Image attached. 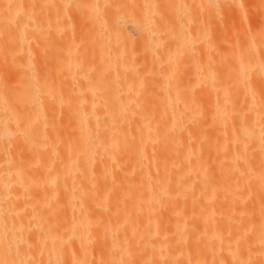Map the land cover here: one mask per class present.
<instances>
[{"label": "bare ground", "instance_id": "bare-ground-1", "mask_svg": "<svg viewBox=\"0 0 264 264\" xmlns=\"http://www.w3.org/2000/svg\"><path fill=\"white\" fill-rule=\"evenodd\" d=\"M37 1H39L40 5V2L42 3L44 0H0V66L2 61H5L6 69L13 73L15 72V77L17 76V79H15V81H17L15 82L16 87L9 84L10 81L8 80V85L13 88L5 90L3 87L5 79L3 81V77L0 74V264H264V90L263 92L261 91L262 88L264 89V25L261 27L259 26L258 28L254 27L251 30H242L244 34H240L242 36L241 43L240 41L239 43L235 42L236 35L234 36L235 39H232V41L234 40L232 44V41L229 42L228 39L222 41L229 44L230 47L228 48H221L220 45H218L217 40L214 42L216 38L214 39V36H212L211 43L213 49H209V52L210 50H214L212 52L213 54L216 53V56L214 54V59L212 57L209 59L210 61L212 59L211 62L213 63L209 61L210 63L206 62V65H204V68L206 69L207 65L209 67L211 65L210 69L207 70H210V81L208 80V82H210L209 86L211 88V92L209 91L210 95L212 93V99L208 102L209 105L204 106L205 104L202 105V103L199 105L200 103L196 104L197 102L195 101V105L192 103L193 106H187L186 104L189 101L187 97L188 101L185 102V105L182 102L184 100L181 101L183 107L179 106V104H177L178 106H175L172 103L169 105L168 102L169 99H171V95H169L168 104L162 102L163 106H158V103H155L158 107L155 106L154 108V106H152L153 108H149V103L146 107L145 105H140V100H138L140 106L138 105L137 100L134 101L135 99L133 97L137 95L134 94L135 91L131 94H129V92V97L126 93V97L128 100L134 99L133 101L136 102V104L132 100H129V102H132L133 104H129L124 100L125 103H118V97L116 99L118 102L114 101L116 104H113V98L111 97L114 95L117 96L118 93L110 92L111 94H114L110 97L111 102H109V106L103 105L104 102H102L104 107L102 105L98 107L95 106V103H92L93 101H89V103H92L93 105L89 104L88 106H85V103H83L84 106H79L80 103L73 105V100L76 99V97L73 99V96L69 100L72 103V105H70L71 107H68L69 105L66 106L70 103L68 101V103L66 102V105L58 108V106L54 107L42 103V100L45 102L47 97H44V92L42 94L41 89L38 91L42 94L41 97L45 99L39 100L40 94L37 93V88L39 86L42 87V91L45 86L42 84L39 85L41 82L37 80L38 74L40 73H38V67L40 66H37V48L39 40L43 35L42 33L49 30L47 29L49 26L46 29L41 28L42 31L38 28V26L40 27V25H43L45 22V26L43 25L44 27L48 24L45 18L46 16L43 17L44 15H42L43 12L41 10L45 9L46 11L48 7L44 8V5L49 2H44L43 8H40V10L37 8L39 7L37 6ZM65 1L68 2V0ZM74 1L70 3L75 4L76 2L78 5L83 0H77L78 3L77 1ZM112 1L113 0H111V2ZM116 1L119 2V0ZM145 1L148 3L150 2L149 4L151 5L154 4L152 2H155L156 0ZM187 1L188 0L185 2L187 3ZM197 1L200 2V0ZM53 2H55V0H53L52 3ZM103 2L101 1V3ZM202 2L207 6L202 4L204 9L200 10L201 13L199 14L204 13L206 8L209 7L208 9H210L211 16L206 15L207 12L203 14V16L206 15L205 18L208 16V21H210L211 17L212 21L215 22L216 20H229L228 18L232 15V10H234L235 15L238 16L237 20L241 23H245L252 14H250L247 8L246 0H202ZM157 3L158 2H156V4ZM54 4L58 5L59 3L55 2ZM76 4L75 9H81L82 5V7L85 6V3H80V6L78 5V7H76ZM88 4L89 2L86 3L89 8L93 3ZM55 5H51V8H55ZM144 5L146 4H143V9ZM157 5L156 9L155 6H150L153 8L152 10H156V12L154 10L156 13L155 15H159V12H161L159 11L157 14ZM202 5H200L201 8H203ZM65 6L67 7V5ZM87 6H85V8ZM106 6L108 7V5ZM197 6L198 5H195V7ZM258 6L262 8L261 10H263L264 13V0H260ZM128 7L130 6L127 5V8ZM147 7L150 8L149 6ZM147 7L145 6V10H149L146 9ZM182 7L188 8L185 6ZM101 8L102 7L98 9ZM110 8L112 9L113 6ZM253 8L255 10V7ZM37 9H39L41 13H37L40 12L37 11ZM196 9L199 10L200 7H197ZM196 9L194 8V10ZM257 9L258 8H256V10ZM85 10L81 9L80 11L83 18L85 16H83V14L86 12L83 13L82 11ZM101 10H99V12ZM145 10L139 11L143 12ZM187 10L184 9V11ZM121 11L124 10L121 9ZM181 11L183 10H180V12ZM48 12L49 11L47 10V13ZM136 12L141 18H138V15L136 14L134 15H136L137 19L135 17L133 18L135 19V22H138L137 25H140L139 28L141 33H143V36L146 37L147 40L151 39L154 41L152 44H155V41L159 38L157 33H159V30L162 28L160 25L161 20L156 19L157 17L153 19L154 17L151 16L153 13L148 11L151 13H149V16L153 20L148 18V21H146L148 13L145 14L146 16H143L144 13L140 14V12ZM39 14L40 16L42 15L41 18L43 17V19H39L42 23L38 20L40 17H38ZM48 14H50V12ZM99 14H101V12ZM186 14L188 15V13ZM186 14L184 16H187ZM255 14L257 15L258 13L255 12L254 15ZM78 15L77 18L79 19ZM197 15L198 13H196L195 16ZM174 16L175 18H179L180 15L177 17L174 14ZM174 16L172 17L174 18ZM48 17L50 16L48 15ZM187 17L185 18L187 19ZM69 18L71 19V16ZM99 18L101 19L99 24L103 23V25L101 24L102 27L104 26L105 29L108 30L107 24L104 23L105 21L102 22L103 19L101 17H98L97 20H99ZM173 18H171L170 22H174L172 21ZM197 18L198 16L196 17V20ZM167 19L169 18H166V20ZM191 19H193V17H191ZM50 20H52L51 17L48 20L49 25L56 27L53 26L55 25L53 21V24L51 25ZM94 20L96 27L98 21L96 19ZM154 20H159L158 22L161 27L159 30V26H155L158 22ZM174 20L176 22V19ZM178 20L180 19H177V21ZM233 20L230 21L233 22ZM222 21H220V23ZM262 21L263 18L261 22ZM115 22L117 23V21ZM71 23L73 24L74 22L71 21ZM262 23L264 24V21ZM72 24H70L71 28L74 27ZM182 24L180 22V27L184 26ZM192 24L194 23L192 22ZM224 24L223 26L228 25V23H226L227 25ZM249 25L248 22L246 27L251 28V25ZM65 26L67 25L65 24ZM65 26L62 28H65ZM231 26L232 27H228L231 32L230 35L233 33L235 34V31H237L235 30L237 28H235L234 23H232ZM86 27L89 26L87 25ZM86 27L83 30L85 32V29H87ZM99 27L101 26L99 25ZM104 27L100 29L104 30ZM169 28L171 29V27ZM175 28L177 29V27H174L173 29L175 30ZM210 28L213 29V27ZM224 28V32L228 30V28ZM179 29L181 30V28ZM38 30L41 35L38 34ZM62 30L64 29H61V31ZM92 30H94V33H98L97 30ZM205 30L203 33L202 31L199 32L202 34L201 36L200 34L198 35L201 37L202 42L207 41V45L206 43L203 44L208 47L210 45L208 39L203 38L207 33ZM185 31H180V33H184V35H182L186 38L183 39H185L186 42H189L191 46H194L191 43H194L193 41L196 40L198 41L196 38L200 39V37H197L196 34V38H194L192 34L191 36L194 39L192 38L193 41H191V37L189 38V36L192 32ZM239 31L238 33L242 32L241 30ZM85 32L84 34H87ZM105 32H102V34H105ZM109 33L107 31V38ZM126 33L124 32V34H122L125 35ZM187 33L190 34L188 35ZM49 34L47 36H50ZM73 34L76 36L74 32ZM84 34L81 33L79 36H83L85 39L87 36ZM174 34L176 33L174 32ZM226 34L224 36H226ZM89 35L91 34L89 33ZM182 35L179 36L180 39H182ZM38 36L40 38H38ZM53 36L55 39L56 36L54 34ZM93 36H90V41L92 38V40L96 39V37ZM208 36H210V34ZM71 37L73 44V40L76 37ZM80 37L78 38L81 39ZM110 37L112 40L111 35ZM223 37H220V39ZM67 38L70 37L67 36ZM187 38L188 40L190 39V41H188ZM226 38L231 40L232 37H228L227 35ZM237 38L239 37L237 36ZM54 39H51V44ZM70 39L66 41L70 43ZM87 39L88 38H86V41H88ZM159 39L158 43L160 45L164 40H162L163 38ZM96 41L98 42V40ZM219 41L221 43V40ZM83 42L84 41H82L83 45L86 44ZM111 42H114V45L116 43L115 41ZM74 43L76 46L77 40ZM118 43L120 42L118 41ZM149 43L151 44V42ZM183 43V46H187L188 44H185L184 41ZM123 44H125V42ZM150 44H148L150 46H148L149 49L152 46ZM177 44H179V41L175 45ZM47 45L50 47L49 43ZM47 45H45V47H47ZM180 45H178V47ZM205 45L204 47L206 48ZM55 46L54 50L56 48L60 49V47L55 48ZM86 46L87 45H85V47ZM162 46L163 44L160 45V48H162ZM200 46L203 48L202 45H199V48ZM51 47L53 48L52 45ZM77 48L80 50L79 46H77ZM165 48L166 50L168 49L167 47ZM165 48L163 46V50L161 49L163 55L160 52L163 58L159 54L160 50L156 52L159 55L158 58L161 57V60L164 59L165 61H160L166 63L168 59L167 56H169V54L170 57L173 55V58H170L167 62L169 64H175L176 61L174 60V57H176L175 53L178 52L173 54L171 53L173 50L168 49L169 51L165 53H170L166 55L164 53V51H166L164 50ZM183 48L184 47H182L181 54L182 51L185 50ZM76 49L74 51H76ZM99 49H101V47H99ZM109 49L111 50V48ZM68 50L70 51L71 49L67 48L66 51L63 52L65 53ZM91 50L90 47V51ZM101 50H98V54ZM107 50L108 48L106 51ZM115 50L117 51L118 49ZM205 50L208 51L207 49ZM86 51L89 50L87 49ZM86 51L84 49V52ZM119 51L120 50L117 52ZM131 51L133 52V50ZM150 51L154 50L150 49ZM186 51L189 56L188 50ZM192 51L193 47L191 53ZM45 53L49 55L48 50ZM69 54H72V56H69L74 58L73 53ZM107 54L109 55L110 52ZM112 54L114 53L112 52ZM153 54L151 52L149 55L152 56ZM41 55H43V53ZM47 55L46 58L48 57ZM58 55L63 59L65 57H63L61 52ZM64 55L68 54L65 53ZM124 55L125 54H123L121 58H124ZM130 55L133 58V55ZM130 55L128 56L131 58ZM69 56L67 59L70 62L72 58L69 59ZM151 56H149V60L150 62H153L151 61ZM91 57L92 55L90 58ZM93 57L95 56L93 55ZM185 57L187 58L186 55ZM52 58L54 60V57ZM85 58L86 56L83 58V61ZM98 58L100 59V57ZM67 59L65 57V62H62L64 64L68 63L66 66L69 64L71 65V63L66 61ZM105 59L103 57L102 60H105L108 64V60L111 58L105 57ZM131 59L128 61L125 56V60H123L130 62ZM206 60L208 61V59ZM73 61L72 65H76L73 66L75 70H78V67L86 66L82 59H73ZM99 61H96V63H99ZM90 62V67L91 65H96L95 63L91 64ZM121 63L122 67L127 65V63H124L123 66V62H120V64ZM89 64L86 67H89ZM189 64L187 63L188 68ZM109 65L110 63L108 66ZM177 65L179 67V64ZM144 66L145 65H143V67ZM116 67L118 68V66ZM168 67L170 66L168 65ZM171 67L167 70L172 71L173 67ZM222 67H224V69ZM0 68H2V66ZM73 68L69 70L73 72ZM149 68L151 69L150 66ZM180 68H182V66ZM2 69H0V72L5 71L6 74V70ZM82 69L80 68V70ZM86 69L88 71L89 68ZM161 69L162 68H160V71L158 69L160 73L157 72L160 76L161 72H163ZM61 70L63 71L62 68ZM203 70L205 71V69ZM79 71L78 73L81 74ZM107 71H110V69ZM196 71V73H198V70ZM169 72L170 71H167V73ZM67 73L65 72L66 76ZM199 73H201V71H199ZM204 73H201L203 74V77L199 78L202 79L201 81H203V79L205 81L207 80L205 78H208L207 74ZM91 74H94L93 71ZM82 75L84 77V71ZM92 75L89 74V76ZM193 75H195V73ZM120 76L121 75L118 76V80ZM168 76L166 78H170V76ZM196 76L199 77V74ZM81 77L82 76L79 75V78ZM104 77L108 78L109 76L107 75L106 77L105 74ZM75 78L73 80H75ZM84 78L86 79L85 81H87V78ZM96 79L98 80V78ZM101 79L99 84H103V87L106 88L107 85H105ZM199 79L196 80L194 78V81H200ZM78 81L79 82H76V86L78 85L77 83L81 82L80 80ZM131 81L133 83V80ZM37 82L39 84H37ZM135 83L133 84L134 86H136ZM155 83L157 84V82ZM258 83L262 85H257ZM128 84L121 89H126L127 86L126 90L128 91V86H130V84ZM60 85L59 87H61ZM81 86H78L79 88H76V90L79 91V89L83 87ZM86 87L93 88L91 86ZM65 88L67 91V86ZM210 88H208V90ZM45 90L48 91L46 87L44 91ZM52 90H54V93ZM52 90V93L55 94L56 89H53L52 87ZM70 90H72V88ZM91 90L93 92L94 89H90V91ZM132 90L136 89L134 88ZM140 90L141 89L137 91L139 92ZM69 91L68 93L71 94V91ZM150 92L153 94L152 91ZM203 93L208 92L203 91L200 94L203 95ZM57 94H59V92ZM133 94L134 96L130 98ZM210 95H208V98ZM68 96L70 95H67V97ZM156 96L154 99H156ZM67 97L65 98L67 99ZM126 97H120V99H125ZM79 98L81 100L80 95ZM82 98H84V96ZM194 98L198 99L195 96ZM150 99L153 98L151 97ZM175 99L176 98L173 100ZM53 100L54 99L52 98V103ZM55 100L58 102V99ZM173 100H171V102ZM63 101L60 103L63 104ZM145 101L147 102V100ZM76 102L77 100H75V103ZM84 102H86V100ZM60 103H56V105H61ZM105 104H107V102Z\"/></svg>", "mask_w": 264, "mask_h": 264}, {"label": "rangeland", "instance_id": "rangeland-1", "mask_svg": "<svg viewBox=\"0 0 264 264\" xmlns=\"http://www.w3.org/2000/svg\"><path fill=\"white\" fill-rule=\"evenodd\" d=\"M40 1H42V0H40ZM53 1V0H52ZM52 1H49V0H44L42 3L40 2V5H39V1H37L38 3V5L37 6H39V7H37V8H43V5H44V2L45 3H47V2H49V3H47V4H45L44 5V8H47L46 9V11H45V9L43 10H41L42 12H43V14L42 15H44L43 17H45L46 18V20H47V23L48 24H46V27H44L45 25V23H43V25H40V27L38 26V28H47L48 26V28L47 29H49L48 31L46 30L45 32H43L42 34V36H41V38L38 36V38H40V40H39V45L41 46H39L38 45V48H37V50H38V55L36 54V56H37V66H40V67H38V79L37 80H39V82H41L40 84L37 82V84H39V85H45L44 87H43V91H42V87L41 86H39L38 88H37V93H39L40 94V97L42 96V94H43V92H44V97L46 96L47 97V99H46V101L44 102V100H42V99H45V98H40L39 97V100H42V103H44V104H47V105H50V106H54V107H57L58 106V108H60V107H62V106H64V105H66V102L68 103V101L70 100V98L71 97H73V99H75V97H76V99L75 100H77V102L75 103V100H73V105H75V104H77V103H80L79 104V106H81V105H83V103H85L84 105L85 106H88L89 104L90 105H93L92 103H95V106H98V107H100V105H102L103 103L102 102H104V104L103 105H110V103L109 102H111L110 100H111V98H113V99H115V100H113L112 99V102H113V104H116V103H114V101L116 102L117 100V97H118V103H125L124 101H126L127 103H132V102H129V100H128V98L126 97V93H127V96L129 97V94H131L132 92L134 93L135 91V93L134 94H137V95H135V97L137 98H135V97H133L134 96V94L132 95V96H130V98L131 97H133L134 99H131L132 101L134 100V101H136L137 100V103H138V100H140L139 101V103H140V105H145L146 107H147V105H148V103H149V105L148 106H150L149 108H151L152 106H154V108H155V106L156 107H158V106H163V103H166V104H168L169 103V105H170V103H172L173 105H177V104H179V106H181V107H183V104L181 105V101L182 100H184V101H182L183 103H184V105H185V102L186 101H188L187 100V98L189 99V101L187 102V106H193V104L195 105V101L197 102L196 104H199V105H201V103H202V105H204V106H206V105H209V100L211 101V95H212V93H211V95H210V93H209V91L211 92V88H210V86H209V83L210 82H208V80L210 81V79H209V71H207L208 69H210V67H211V65H210V67L207 65V69L206 68H204V65H206L205 63L206 62H208V63H210L211 61H212V59H211V61L209 60L210 59V57H212L213 59H214V57L216 56V53H214L215 54V56H214V54H213V52L212 51H214V50H210V52H209V49H213V46H212V43H211V41H212V39L211 38H213L212 36H214V42L217 40L218 41V45H220V47L221 48H228V47H230L229 46V44L228 43H226V42H222V41H226V39H228L229 40V42L230 41H232V39H235V35H236V41L235 42H238L239 43V41H240V43H241V40H242V34H244L243 33V31H246V30H251V29H253L254 27L255 28H258L259 26L261 27L262 25H264L262 22L264 21V13H263V10H261L262 8H260L259 6H258V3H259V1L260 0H246V2H247V8H248V10H249V12H250V14H251V17L249 16V18L247 19L248 21H245V23H241V22H239L238 20H237V15H235V11L234 10H232V9H230V10H232V15H230V17L228 18L229 20H224V21H222V20H216V22L215 21H212V17H211V19H210V21H208V16H211V12L209 11L210 9H208V8H206V10L204 11V13H202V14H199V13H201V11L200 10H202V9H204V7H203V5L205 4V3H203L202 2V0H200V2L199 1H197V0H194V2H193V0L192 1H189V3L191 4H189L188 3V1H187V3L185 2L186 0H149V1H155V2H152V3H154V4H151V5H153V6H155V9H156V5L158 6L157 7V14H158V12L159 11H161V12H159V15H155L156 13V10H155V12H154V10H152L153 8L152 7H150L151 5L147 2V1H145V3H144V1L142 2L141 0H119V2L118 1H116V0H113L112 2H111V0H104V2H103V0H93V1H91V0H88V2H89V4H91V3H93V4H91L90 6H89V8H88V6L86 5V3H88L87 2V0H81L82 2H80L81 4H84L85 6H87L86 8H85V6L84 7H82L81 6V9L82 10H85V11H82L83 13L84 12H88L87 14L86 13H84L83 14V16H84V18L82 17V13L80 12L81 11V9L80 8H76L75 9V4H76V2L75 1H77V0H68V2L67 1H65V0H63V1H60V0H55V2L57 3H59L57 6L54 4L55 2H53L52 3ZM60 1V2H59ZM72 1H74L75 2V4L73 5V4H71L72 3ZM80 1V0H79ZM97 1V2H96ZM101 1L103 2V3H101ZM123 2V4H122V2ZM135 1V2H134ZM71 2V3H70ZM91 2V3H90ZM113 2H115V3H113ZM121 2V3H120ZM125 2H127V3H125ZM148 4H147V3ZM156 2H158L157 4H156ZM175 2V3H174ZM179 3V5H178V3ZM192 2V3H191ZM196 2V3H195ZM77 3H78V1H77ZM79 3V4H80ZM95 3V4H94ZM113 3V4H112ZM118 3V4H117ZM131 3V4H130ZM139 3V4H138ZM146 4V5H144V9L142 8L143 7V4ZM194 3V4H193ZM202 5V7L203 8H201V6L199 5ZM50 4V5H49ZM55 5V8H51L52 6H54ZM67 5V7L65 6V5ZM78 4V5H79ZM88 4V5H89ZM98 5V7H97V5ZM108 5V7L106 6V5ZM111 4H112V6H113V8H115V9H111L110 7H112L111 6ZM137 4H138V6H137ZM175 4V5H174ZM182 4V5H181ZM193 4V5H192ZM52 5V6H51ZM68 5H70V6H68ZM74 7H73V6ZM77 5V4H76ZM78 5L76 6V7H78ZM94 5H95V7H94ZM103 5V6H102ZM122 5V6H121ZM127 5L128 6H130V7H128L127 8ZM136 5V6H135ZM172 5V6H171ZM176 7H174V6ZM177 5V6H176ZM187 5V6H186ZM195 5H198L197 7L199 8L200 7V9L199 10H197L196 8L197 7H195ZM41 6V7H40ZM46 6V7H45ZM61 6H63V7H61ZM65 6V7H64ZM72 6V7H71ZM80 6V5H79ZM105 6V7H104ZM110 6V7H109ZM124 6V7H123ZM145 6L147 7V6H149L150 8H146V9H149V10H145ZM179 6V7H178ZM182 6H185V7H188V8H184V7H182ZM204 6H207L206 4L204 5ZM100 7H102L101 9H98V8H100ZM161 7V8H160ZM196 9V10H194V8ZM253 7H255V10H256V8H258L256 11L254 10V8ZM67 8V9H66ZM71 10H69V9ZM93 10H92V9ZM96 8V9H95ZM117 8V9H116ZM138 8V9H137ZM179 8V9H178ZM39 9H37V11H40ZM58 9V10H57ZM61 11H60V10ZM73 9V10H72ZM78 9V10H77ZM90 11H89V10ZM121 9L122 10H124V11H121ZM184 9L185 10H187V11H184ZM47 10L50 12V14H48L47 13ZM56 10V11H55ZM97 10V11H96ZM99 10H101L100 12H101V14H99L100 12H99ZM130 12H129V11ZM133 10V11H132ZM139 10H145V11H143V12H140ZM152 10V11H151ZM180 10H183V11H181L180 12ZM41 11L40 12H37V13H41ZM59 11V12H58ZM77 11H79V12H77ZM95 13H94V12ZM104 11V12H103ZM130 13H128V12ZM136 11H138V13L140 12V14H143V16H146L145 14L146 13H148V17H147V19L146 18H144V19H146V21H148V18H151L150 16H149V13L151 12V13H153V15H151L152 17H154L153 19H155L156 17V19H160L161 20V23H160V25L162 26V28L160 27V25H159V20H154V21H156V22H158L156 25L155 24H153V25H155L156 27H158L159 26V28H158V30L160 29L161 31H162V29H163V27H164V29H163V31H162V33H161V31L159 30V33H157V35H158V37L159 38H163L162 40H164V42L162 43H160V45H162L163 44V46H164V48L165 47H167L169 50H173V51H171V53H175V52H178V53H175L176 54V57H174L175 59V61H176V63L174 64H172L170 61V63L171 64H169L167 61L168 60H170V58H173L172 56L170 57V52H168L167 54L165 53V52H167V51H169L168 49L166 50V48L164 49V50H166V51H164V53L166 54V55H168L169 54V56H167L168 57V59H167V61H166V63H163V62H161V61H165L164 59H162L161 60V57H162V53L163 52H161L162 50H163V46H162V48H160V45H159V41H158V39L159 38H157V40L155 41V44H152V43H154V41H152L151 39L150 40H147L146 39V37H144L143 36V33H141V31H140V25L138 24L137 25V23L138 22H135L134 20V18L133 17H135L136 19H137V17H136V15H138L137 14V12ZM147 11V12H146ZM148 11H150V12H148ZM189 11H190V14H192V15H190L189 14ZM198 11H200V12H198ZM202 11V12H203ZM258 11V12H257ZM262 12V13H260V12ZM65 12V13H64ZM71 12V13H70ZM106 12V13H105ZM124 12V13H123ZM131 12H132V14H131ZM167 12H168V17H167ZM171 12V13H170ZM173 12V13H172ZM183 12H185V13H183ZM207 12V13H206ZM210 12V13H209ZM234 12V13H233ZM258 13L257 15L255 14L254 15V13ZM52 13V14H51ZM61 13V14H60ZM64 13V14H63ZM78 13H79V15H78ZM92 13V14H91ZM94 13V14H93ZM118 15H117V14ZM127 13V14H126ZM150 13V14H151ZM161 13V14H160ZM165 14V15H163V14ZM178 13H180V14H178ZM186 13H188V15L186 14ZM196 13H198V18H197V20H196V17L197 16H195L196 15ZM206 13V15H208L206 18H205V16L206 15H204L203 16V14H205ZM209 13V14H208ZM72 14V15H71ZM76 14V15H75ZM96 14H97V16L98 17H101L103 20H102V22H104V23H106L107 24V28H108V30H106L105 29V27H104V30H101L100 28H103L102 27V25H103V23H101V24H99L100 23V18H99V20H97L98 19V17L96 16ZM104 14H105V16H104ZM134 14H136V15H134ZM174 14L178 17L179 15V18H175V16H174ZM183 14V15H182ZM187 15L188 17H189V19H188V17L187 16H184V15ZM41 15V16H42ZM48 15L51 17V19L52 20H50V23H51V25L53 24L52 23V21L54 22V24L55 25H53V26H56V27H52V26H50L49 25V19H50V17H48ZM64 17H67V18H64ZM67 15V16H66ZM77 15H78V17H79V19L77 18ZM90 15V16H89ZM93 15V16H92ZM100 15H103V16H100ZM107 15V16H106ZM155 15V16H154ZM174 16V18L172 17V16ZM259 15H261V16H259ZM40 16V14L38 15V17ZM41 16L38 18V20L41 18ZM55 16V17H54ZM71 16V19L69 18ZM88 18H87V17ZM94 16H95V18H94ZM121 16V17H120ZM142 16V15H141ZM159 16V17H158ZM171 16V17H170ZM43 17L41 18V19H43ZM73 17H75V18H73ZM85 17H86V19H85ZM92 17V18H91ZM97 17V18H96ZM104 17H106V18H104ZM123 17V18H122ZM140 16L138 15V18H139ZM182 17H184V18H182ZM185 17H187V19L185 18ZM191 17H193V19H191ZM260 17V18H259ZM49 18V19H48ZM121 18V19H120ZM141 18V17H140ZM162 18H164V19H162ZM166 18H169V19H167L166 20ZM171 18H173V20L172 21H174V22H170L171 21ZM210 18V17H209ZM262 18H263V21L261 22V20H262ZM40 19V20H41ZM85 19V20H84ZM94 19H96L97 21V26L95 27V20ZM105 19V20H104ZM107 19V20H106ZM114 19V20H113ZM118 19V20H117ZM120 19V20H119ZM125 20V21H123V20ZM152 19V18H151ZM151 19H149V20H151ZM152 19V20H153ZM174 19H176V22H175V20ZM177 19H180V20H178L177 21ZM200 21H199V20ZM201 19H202V21H201ZM207 19V20H206ZM234 19V20H233ZM40 20H39V22H40ZM45 20V19H44ZM57 20V21H56ZM66 20H68V21H66ZM77 20V21H76ZM89 20H90V22H89ZM122 20V21H121ZM188 20H189V22H188ZM230 20H233V22H231ZM63 21V22H62ZM71 21L72 22H74L73 24L71 23ZM82 21V22H81ZM84 21V22H83ZM114 23H113V22ZM115 21H117V23L115 22ZM163 21V22H162ZM197 21V22H196ZM219 21V22H218ZM220 21H222L223 22V24H224V22H225V24L226 23H228V25H229V22H230V25L228 26L227 24V26H223V24H222V22L220 23ZM69 24H72L74 27H72L71 28V25L69 24H67V23ZM86 22V23H85ZM90 24H89V23ZM121 22V23H120ZM124 22V23H123ZM153 22V21H152ZM165 22H166V24H165ZM180 22H181V24L182 25H184L183 27H180ZM184 22H185V24H184ZM190 22H191V24H190ZM192 22L194 23V24H192ZM196 22V23H195ZM239 22V23H238ZM248 22H249V24L251 25H249L251 28H248V27H246V24H248ZM40 23H42V22H40ZM64 23V24H63ZM82 23V24H81ZM88 23V24H87ZM118 25H116V24ZM177 23V24H176ZM206 23V24H205ZM208 23H209V25H208ZM232 23H234L235 24V28H237V29H235V30H237V31H235V34L233 33L232 35H230L231 34V32H230V28H228V27H232V26H234V25H232L231 26V24ZM61 24V25H60ZM65 24L67 25V26H65ZM89 26V27H86L87 25ZM112 24V25H111ZM163 24V25H162ZM174 24V25H173ZM196 24V25H195ZM202 26H201V25ZM217 24V25H216ZM221 24V25H220ZM224 24V25H225ZM91 25V26H90ZM99 25L101 26V27H99ZM121 25V26H120ZM158 25V26H157ZM198 25H200V26H198ZM42 26V27H41ZM65 26V28H62V27H64ZM80 26V27H79ZM106 26V25H105ZM109 26V27H108ZM112 26V27H111ZM116 26H117V28H116ZM166 26H167V28H166ZM196 26V27H195ZM199 28H198V27ZM207 26V27H206ZM208 26H210V27H213V29L212 28H210V27H208ZM240 26H241V28H240ZM248 26V25H247ZM59 27H61V28H59ZM87 28V29H85L86 30V32L85 31H83L84 30V28ZM91 27V28H90ZM98 27V28H97ZM169 27H171V29L169 28ZM174 27H177V29H179V28H181V30H186L185 32H192L191 34L190 33H187L188 35L190 34V36H189V38L191 37V41H193V39L194 38H196V34H197V37L199 36L198 34H200L199 32H201L202 31V33H203V31L205 30L206 32V34L204 35V37L203 38H205V39H208V43H210V45L207 47L206 45H207V41H201V35L202 34H200V39L199 38H196V39H198V41L196 40V41H193L194 43H191L192 45H194V46H191L190 44H189V42H186L185 41V36H183L184 35V33H180V29L179 30H177L176 28H175V30L176 31H178V32H176L173 28ZM202 27V28H201ZM205 27V28H204ZM215 27V28H214ZM222 27V28H221ZM224 27H226V29L228 28V30L227 31H225L224 32V30H225V28ZM242 27H243V29H242ZM53 28V29H52ZM67 28V29H66ZM97 28V29H96ZM183 28V29H182ZM184 28H186V29H184ZM202 30H201V29ZM203 28H204V30H203ZM210 28V29H209ZM248 28V29H247ZM39 29V30H40ZM42 29H41V31H42ZM59 29V30H58ZM61 29H64V30H62L61 31ZM91 31H90V30ZM92 29H95V31L97 30V32L98 33H94V30H92ZM188 29H189V31H188ZM195 29V30H194ZM199 29V30H198ZM220 29H221V31H220ZM245 29V30H244ZM39 30H38V34H40L39 33ZM51 30H52V32H51ZM57 30V31H56ZM75 30V31H74ZM76 30H79V31H76ZM89 31V33L91 34V35H89V33H88V31ZM99 30V31H98ZM111 30V31H110ZM122 30V31H121ZM165 30V31H164ZM167 30H169V31H167ZM173 30H174V32L176 33V34H180V35H176V34H174V32H173ZM193 30V31H192ZM196 30H198V31H196ZM201 30V31H200ZM217 30V31H216ZM222 30H223V32L226 34V36H224L225 34L222 32ZM239 30H243L241 33H238V31ZM40 31V32H41ZM44 31V30H43ZM57 33H56V32ZM60 31H61V33H62V35H61V33H60ZM66 31V32H65ZM83 31V32H82ZM93 31V32H92ZM106 31V32H105ZM107 31H108V33L109 32H111V33H109V36H108V38H107ZM126 33L125 35H123L124 34V32ZM140 33H139V32ZM167 31V32H166ZM229 31V32H228ZM48 32V33H47ZM49 32H50V34H49ZM73 32L75 33V35L76 36H74V34H73ZM84 32L85 33H87V34H84ZM102 32L104 33L105 32V34H102ZM169 32H171V33H169ZM197 32V33H196ZM213 32V33H212ZM240 32V31H239ZM45 33H46V36L49 34L50 36H47V38H46V36H45ZM81 33L82 34H84V35H86L87 37H85V39H84V37L83 36H79V34L81 35ZM94 33V34H93ZM102 35H101V34ZM119 35H118V34ZM123 33V34H122ZM168 33H169V36H171V37H169L168 36ZM236 33H238V34H236ZM53 34L56 36L55 37V39H54V36H53ZM67 34V35H66ZM98 34V35H97ZM183 34V35H182ZM193 34V36H194V38L191 36ZM210 34V36H208ZM213 34V35H212ZM216 36H215V35ZM218 34V35H217ZM220 34V35H219ZM221 34H224V35H221ZM241 34V35H240ZM41 35V34H40ZM59 36V38H58V36ZM94 35V36H93ZM96 35V36H95ZM106 35V36H105ZM110 35L112 36V40L110 39L111 37H110ZM126 35H127V37H126ZM141 35V36H140ZM172 35H173V38H172ZM182 35V39H180V37L179 36H181ZM186 35V34H185ZM227 35H228V37H232L231 38V40L229 39V38H226L227 37ZM53 36V37H52ZM64 36V37H63ZM67 36L68 37H70V38H67ZM71 36H73L74 38V40L76 41L77 40V45L75 46V41L73 40V44H72V37ZM90 36H93V37H96V39H94V40H92L91 39V41H90ZM114 36V37H113ZM124 36V37H123ZM132 38H131V37ZM163 36V37H162ZM187 36V35H186ZM224 36V37H223ZM237 36L239 37V38H237ZM43 37H44V39H43ZM51 37V38H50ZM78 37H80L81 39H79ZM83 37V38H82ZM130 37V38H129ZM134 37V38H133ZM166 39H165V38ZM177 37H179V38H177ZM188 37V36H187ZM208 37V38H207ZM220 37H223L222 39H220ZM61 38V39H60ZM86 38H88L87 40L88 41H86ZM115 38H116V40H115ZM121 38H125V39H121ZM154 38H155V36H154ZM175 38V39H174ZM183 38H185V39H183ZM193 38V39H192ZM203 38H202V40H203ZM47 39H48V42H47ZM51 39L53 40L54 39V41H52V44H51ZM57 39V40H56ZM70 39V43H68L67 41ZM114 39V40H113ZM136 41H135V40ZM168 39V40H167ZM221 40V43H220V41L219 40ZM56 40V41H55ZM59 40H60V43H59ZM67 40V41H66ZM96 40H98V42L96 41ZM103 40V41H102ZM115 41L116 43H115V45H114V42H111V41ZM160 40V39H159ZM187 40H188V38H187ZM45 41V42H44ZM81 43H80V42ZM82 41H84L83 43H86V44H82ZM90 41V42H89ZM109 41V42H108ZM118 41L120 42V43H118ZM128 41V42H127ZM151 42V44L149 43V42ZM166 41V42H165ZM178 41H179V44H177V45H175L176 43H178ZM182 41V42H181ZM183 41L185 42V44L186 43H188L187 44V46L186 45H184L183 46ZM188 41H190V39L188 40ZM210 41V42H209ZM47 42V43H46ZM87 42H89V43H87ZM92 42V43H91ZM97 42V43H96ZM125 42V44H123ZM174 42H176V43H174ZM202 42V43H201ZM234 42V40L231 42V44ZM50 44V47H49V45H47V44ZM54 43V44H53ZM58 43V44H57ZM105 43V44H104ZM111 43V44H110ZM133 43V44H132ZM172 43V44H171ZM182 43V44H181ZM199 43V44H198ZM203 43H206V45L205 44H203ZM37 44H38V42H37ZM37 44H36V46H37ZM57 44V45H56ZM64 44V45H63ZM68 46V45H70V46H66V45ZM97 44H98V46L99 47H101V49H99V47L97 46ZM102 44H104V45H102ZM110 44V45H109ZM122 44V45H121ZM143 44V45H142ZM147 46H146V45ZM148 44H150V45H152L151 46V50H154V51H150V49H149V45ZM181 44V45H180ZM230 44V45H231ZM45 45H47V47H45ZM51 45L53 46V48L51 47ZM56 45V46H55ZM60 45V46H59ZM85 45H87L86 47H85ZM102 45V46H101ZM106 45H108V46H106ZM113 47H112V46ZM178 45H180L179 47H178ZM199 45H202V47L203 48H201V46H200V48H199ZM204 45L206 46V48L204 47ZM45 47V49H44V47ZM54 46H55V48L56 47H60V49L58 48H56L55 50H54ZM73 47V49H72V47ZM75 46V47H74ZM77 46H79L80 47V50H79V48H77ZM94 46V47H93ZM96 46V47H95ZM144 46V47H143ZM149 46V47H148ZM178 48H177V47ZM190 46V47H189ZM65 47H67V48H69V49H71L70 51L68 50L67 52H65V53H67L68 55H64L65 53L63 52V51H66V49L67 48H65ZM71 47V48H70ZM90 47H91V51H90ZM115 47V48H114ZM118 47H120V48H118ZM127 47V48H126ZM143 47V48H142ZM171 47V48H170ZM182 47H184L183 49H185L184 51H182V54H181V50H182ZM192 47H193V51H192V53H191V50H192ZM196 47H197V49H196ZM47 48V49H46ZM53 49V50H50V49ZM64 48H65V50H64ZM77 48V49H76ZM108 48V50L106 51V49ZM109 48H111V50L109 49ZM114 48V49H113ZM133 48V49H132ZM142 48V49H141ZM148 48V49H147ZM155 48V49H154ZM175 48V49H174ZM195 48V49H194ZM41 49H42V51H41ZM76 49V51H74ZM84 49H85V51L88 49L89 51H86V52H84ZM93 49H94V51H93ZM105 49V50H104ZM115 49H118V50H120L119 52H117ZM162 49V50H161ZM177 49H178V51H177ZM190 49V50H189ZM198 49H200V50H198ZM205 49H207L208 51H206ZM40 50V51H39ZM48 50L49 51V55H47V53H45L46 51ZM59 50H60V52H61V54L63 55V57L65 56L66 57V59L68 58V56L70 55L69 53H73V56H74V58L73 57H70V56H72V54L69 56V59H71V61L69 62L68 61V59L66 60V61H68L69 63H71V65L69 64L68 66H66L68 63H63V62H65V57H64V59L61 57V56H59L58 54H60V52H59ZM101 50V52L98 54V52ZM114 50H115V52H114ZM125 50H126V52H127V54H126V52H125ZM131 50H133V52L131 51ZM160 50V51H159ZM186 50H188V52H189V56L187 55L188 53H187V51ZM52 51V52H51ZM74 51V52H73ZM80 51H82V52H80ZM103 51V52H102ZM122 51H123V53H122ZM149 51H150V53L152 52V56H154V57H152L151 55H149L150 53H149ZM159 51V54H160V52H161V54H160V58H158L159 57V55L156 53V52H158ZM50 52H51V54H50ZM54 52V53H53ZM88 52V53H87ZM90 52V53H89ZM94 52V53H93ZM95 52H97V53H95ZM110 52V54L108 55L107 53H109ZM112 52L114 53V54H112ZM122 54H121V53ZM209 52V53H208ZM40 53V54H39ZM43 53V55H41ZM53 53V54H52ZM78 53V54H77ZM85 53H86V55H85ZM137 53V54H136ZM141 53V54H140ZM199 53V54H198ZM207 53V54H206ZM75 54V55H74ZM77 54V55H76ZM90 54V55H89ZM107 54V55H106ZM119 56H118V55ZM123 54H125L124 55V58H121V56L123 55ZM130 54H132L133 55V58H132V56L130 55ZM136 54V55H135ZM178 54V55H177ZM181 54V55H180ZM193 54V55H192ZM202 54V55H201ZM46 55L48 56L47 58H49V59H47L46 58ZM54 55V56H53ZM59 57H58V56ZM81 55V56H80ZM89 56V58H88V56ZM92 55V57H93V55L95 56V57H91L90 58V56ZM99 55V56H98ZM101 55V56H100ZM111 55V56H110ZM115 55V56H114ZM117 55V56H116ZM128 55H130L131 56V58L133 59H131ZM138 55V56H137ZM142 55V56H141ZM148 55V56H147ZM185 55L187 56V58L185 57ZM209 55V56H208ZM54 57V60H53V58L52 57ZM56 56V57H55ZM86 56V58H87V60H86V58L84 59V61H83V58ZM100 57V59L98 58V57ZM108 56V57H107ZM125 56H126V60H128L129 61V59H131V61L130 62H127V61H124L125 60ZM129 58H128V57ZM149 56H151V61H153V62H150V57ZM193 56V57H192ZM197 56V57H196ZM102 57V58H101ZM103 57H104V59H105V57L106 58H111V59H109L108 61H109V63H110V67L108 66V64H107V62H105V60H102L103 59ZM155 57H157V58H155ZM164 57L166 58V56L164 55ZM178 57V58H177ZM204 57V58H203ZM61 58H62V61H61ZM116 58V59H115ZM144 58V59H143ZM163 58V57H162ZM201 58H202V60H201ZM60 61H59V60ZM73 59H82V61L84 62V64L86 65V66H88V64H89V62L91 63V64H96V65H91V67H90V64H89V67H86V66H84V67H78V70L76 69H74L73 68V66H76V65H72L73 63H72V61H73ZM88 59H89V62H88ZM94 59V60H93ZM97 59V60H96ZM114 59V60H113ZM124 59V60H123ZM155 59H157V60H155ZM177 59V60H176ZM178 59H179V61H178ZM204 59V60H203ZM206 59H208V61L206 60ZM47 60V61H46ZM49 60H50V62H49ZM100 60V61H99ZM118 60V61H117ZM123 60V61H122ZM159 60V61H158ZM161 60V61H160ZM173 60V59H172ZM171 60V61H172ZM184 60H186V61H184ZM190 60V61H189ZM45 61V62H44ZM76 61V60H75ZM96 61H99V63L97 62L96 63ZM113 61V62H112ZM123 62V66H124V63H127V65H125L124 67H122V63L120 64V62ZM178 61V62H177ZM191 61H192V64H191ZM196 61V62H195ZM202 61H205V62H202ZM210 61V62H209ZM53 62V63H52ZM63 64H62V63ZM74 62V61H73ZM105 62V63H104ZM159 62V63H158ZM173 62V61H172ZM180 62H181V64H180ZM189 64V62H190V64H189V68H188V66H187V63ZM198 62V63H197ZM203 64H202V63ZM43 63V64H42ZM58 63V64H57ZM101 63H102V65H101ZM131 63V64H130ZM151 63V64H150ZM162 63V64H161ZM168 63V64H167ZM193 63H195V64H193ZM200 63H201V65H200ZM207 63V64H208ZM211 63H213V62H211ZM62 64V65H61ZM106 64H107V66H106ZM114 64V65H113ZM133 64V65H132ZM141 64V65H140ZM149 64V65H148ZM160 64V65H159ZM177 64H179V67H178V65ZM197 64H199V65H197ZM56 65V66H55ZM65 65V66H64ZM101 65V66H100ZM121 65V66H120ZM129 65V66H128ZM143 65H145L144 67H143ZM155 65H158V66H155ZM166 65V66H165ZM168 65L171 67V65H172V71L171 70H167V69H170V67H168ZM176 67V69H175V67ZM191 65V66H190ZM195 65V66H194ZM1 66H2V68H0V69H2V70H6V74H5V71H3V72H0V74H1V76L3 77L2 79H3V81H4V79H5V84H4V89L6 90H8L9 88H13V87H16V83L15 82H17V81H15V79H17L16 77H15V72L13 73V72H11V71H8L7 69H6V65H5V61H2V64H1ZM0 66V67H1ZM61 66V67H60ZM115 66V67H114ZM116 66H118V68L116 67ZM128 66V67H127ZM147 66V67H146ZM149 66L151 67V69L149 68ZM160 66H162V67H160ZM164 66V67H163ZM182 66V68H180ZM184 66V67H183ZM194 66V67H193ZM197 66V67H196ZM201 66V67H200ZM51 67V68H50ZM57 67V68H56ZM100 67V68H99ZM109 67V68H108ZM114 67V68H113ZM122 68V69H120V68ZM133 67V68H132ZM146 67V68H145ZM168 67V68H167ZM192 67V68H191ZM44 68V69H43ZM55 68V69H54ZM61 68L63 69V71H64V69H65V71L63 72L62 70H61ZM71 68H73L74 70H72L73 72H71L69 69H71ZM76 68V67H75ZM80 68L82 69V70H80ZM86 68H89L88 69V71H87V69ZM96 68V69H95ZM108 68V69H107ZM113 68V69H112ZM123 68H124V70H123ZM127 68V69H126ZM128 68H130V69H128ZM144 68V69H143ZM152 68H153V70H152ZM160 68H162L161 70H163V72H161V76H160ZM163 68H166V69H163ZM185 68V69H184ZM195 68V69H194ZM223 69H224V67H222ZM49 69V70H48ZM86 70V72H85V70ZM95 69V70H94ZM110 69V71H107V70H109ZM118 69V70H117ZM132 69V70H131ZM135 69V70H134ZM138 69V70H137ZM141 69V70H140ZM157 69V70H156ZM158 69H159V71H158ZM180 69V70H179ZM183 71H182V70ZM186 69H188V70H186ZM203 69H205V71L203 70ZM52 70V71H51ZM54 70H55V72H54ZM70 71V72H68V71ZM80 70V71H79ZM149 70V71H148ZM190 70V71H189ZM196 70H198V73H196L197 71ZM207 74V76H208V78H205V79H207V80H205L204 81V79H203V81H201L202 79H199L200 77L202 78L203 77V74H201V73H204L203 71ZM76 71H77V74H76ZM78 71L81 73V74H79L78 73ZM83 71H84V77H86L87 78V81H85L86 79L83 77ZM93 71V75L91 74V72ZM95 71V72H94ZM97 71V72H96ZM117 71H118V73H117ZM151 71H152V74H151ZM164 71H166V72H164ZM167 71H170L169 73H167ZM176 71V72H175ZM188 71V72H187ZM192 71H195V72H192ZM199 71H201V73H199ZM65 72L67 73V76H66V74H65ZM75 72V73H74ZM102 74H101V73ZM113 72V73H112ZM131 72V73H130ZM145 73V74H143V73ZM157 72H159V73H157ZM184 72V73H183ZM52 73V74H51ZM61 73V74H60ZM65 75H64V74ZM73 73V74H72ZM87 73V74H86ZM99 73H100V75H99ZM109 73H111V74H109ZM119 73H121V74H119ZM126 73V74H125ZM170 76V78H166L168 75ZM187 73V74H186ZM189 73V74H188ZM195 73V75H193ZM204 73V74H205ZM41 74V75H40ZM63 77V80H62V77L60 76V75ZM75 74V75H74ZM89 74L90 75H92V76H89ZM105 74H106V77H107V75L109 76L108 78H105L104 76H105ZM125 74V75H124ZM179 74V75H178ZM181 74V75H180ZM199 74V77H197L196 75H198ZM53 75V76H52ZM75 76V77H73V76ZM79 75L80 76H82L81 78H79ZM95 75V76H94ZM98 75V76H97ZM119 75H121L120 77H119V80H118V76ZM130 75H132V76H130ZM155 75V76H154ZM162 75H164V76H162ZM172 75V76H171ZM175 75V76H174ZM192 75V76H191ZM201 75V76H200ZM55 76V77H54ZM69 76V77H68ZM72 76V77H71ZM99 76H100V79H101V77H102V82L105 84V85H107V87L105 88V87H103V84H99V82H100V79H99ZM129 76V77H128ZM157 76V77H156ZM168 76V77H169ZM192 77V78H190V77ZM194 76V77H193ZM205 76V75H204ZM206 76V77H207ZM11 77V78H10ZM13 77V78H12ZM39 77H40V79H39ZM98 78V80L96 79V78ZM128 77V78H127ZM131 77V78H130ZM150 77V78H149ZM153 77V78H152ZM163 77V78H162ZM179 77V78H178ZM197 77V78H196ZM10 78V79H9ZM60 78V79H59ZM67 78V79H66ZM75 78V80H73ZM92 78H93V80H92ZM112 78V79H111ZM145 78V79H144ZM178 78V79H177ZM194 78L197 80V79H199L200 81H194ZM52 79V80H51ZM57 79V80H56ZM83 79V80H82ZM117 79V80H116ZM125 79V80H124ZM128 79V80H127ZM141 79V80H140ZM149 79V80H148ZM153 79V80H152ZM190 79V80H189ZM7 80V81H6ZM10 81V83L9 84H11L12 86H10V85H8V82ZM50 80V81H49ZM65 80V81H64ZM77 80V81H76ZM78 80H80L81 82V85L83 86V87H85V88H83L81 85H80V83H77L78 85L76 86V82H79ZM89 80V81H88ZM96 80V81H95ZM113 81V82H111V81ZM131 80H133V83H132V81ZM135 80V81H134ZM137 80V81H136ZM139 80V81H138ZM155 80V81H154ZM173 82H172V81ZM176 80V81H175ZM193 81V83L194 82H196V83H194V84H196V85H194L193 83H192V81ZM46 81H47V83H46ZM49 81V82H48ZM62 82V84H61V82L60 83H58V82ZM109 81V82H108ZM142 81V82H141ZM168 83V87H167V83ZM6 82H7V85H8V87H7V85H6ZM66 82V83H65ZM89 84H88V83ZM101 82V83H102ZM124 82V83H123ZM126 82H127V84L129 83L130 84V86H128L129 88V90L127 91L126 89H127V86H126V89H121V88H124L125 87V85H127L126 84ZM136 82V83H135ZM140 82V83H139ZM146 82V83H145ZM148 82V83H147ZM151 82V83H150ZM155 82H157V84L155 83ZM198 82H200V83H198ZM15 83V84H14ZM48 83H50V84H48ZM63 83H64V85H63ZM86 83V84H85ZM91 83V84H90ZM96 83V84H95ZM108 83V84H107ZM120 83V84H119ZM135 83V85L136 86H134L133 84ZM171 83V84H170ZM191 83V84H190ZM14 84V85H13ZM56 84V85H55ZM57 84H58V87H57ZM61 84V85H60ZM75 84V85H74ZM98 84V85H97ZM122 84V85H121ZM128 84V85H129ZM152 84V85H151ZM169 84H170V86H169ZM173 84H175V85H173ZM179 84H181V85H179ZM200 84V85H199ZM206 84L207 85V87L208 88H210L209 90H208V88L206 87V85L204 86V85ZM260 83H258L257 85H259ZM59 85L61 86V87H59ZM72 85H74V86H72ZM85 85V86H84ZM104 85V86H105ZM138 85H139V87H138ZM157 85H158V87H159V89H158V87H157ZM193 85V86H192ZM260 85H262V84H260ZM48 86V87H47ZM56 86V87H55ZM67 86V91H66V87ZM69 86H70V89L72 88V90H70L69 89ZM72 86V87H71ZM81 86L82 88H80L79 89V91L78 90H76V88L78 89L79 87ZM86 86H91V87H93V88H87ZM99 86V87H98ZM101 86V87H100ZM134 86V87H133ZM174 88H173V87ZM176 86V87H175ZM179 88H178V87ZM197 88H196V87ZM45 87L48 89V91L47 90H45L44 91V89H45ZM52 87H53V89L55 88L56 89V91H55V94L58 96H56L55 94H53L54 93V90H52ZM95 87V88H94ZM114 87H115V89H114ZM195 89H194V88ZM49 88H51V89H49ZM57 88H59V89H57ZM65 88V89H64ZM75 88V89H74ZM89 89V90H87V89ZM100 88V89H99ZM118 88V89H117ZM136 89V90H132V89ZM146 88V89H145ZM151 88V89H150ZM166 88H167V91H166ZM169 88V89H168ZM177 88H178V90H177ZM200 88H201V90H200ZM39 89H41V93L39 92L40 90ZM90 89H94L93 90V92H92V90L90 91ZM103 89H104V91H103ZM110 89H111V91H110ZM113 89V90H112ZM131 89V90H130ZM139 89H141L139 92L137 91V90H139ZM173 89V90H172ZM198 89H199V91H198ZM202 89H203V91L204 92H208V93H203V95H205V96H203L202 94H200V93H202L203 91H202ZM39 90V91H38ZM53 91V93H52V91ZM71 91V94L70 93H68V91ZM74 90V91H73ZM86 90H87V93H86ZM121 90V91H120ZM143 90V91H142ZM146 92H145V91ZM162 90H164V91H162ZM185 90H187V91H185ZM263 88L261 89V91L263 92ZM69 91V92H70ZM76 91H78V92H76ZM84 92L85 93V95H84V93H82V92ZM102 91V92H101ZM125 93H124V92ZM150 91H152V93L153 94H151V92ZM169 91V92H168ZM172 91V92H171ZM180 91V92H179ZM195 91V92H194ZM198 91V92H197ZM59 92V94H57ZM81 94H80V93ZM97 92H99V93H97ZM110 92H116V93H118V95L116 96V95H114V96H112L114 93H110ZM124 94H123V93ZM130 92V93H129ZM150 92V93H149ZM160 92V93H159ZM166 92V93H165ZM171 92V93H170ZM186 92H188V93H186ZM200 92V93H199ZM50 95H49V94ZM68 93V94H67ZM75 93V94H74ZM79 93V94H78ZM109 95H108V94ZM115 93V94H116ZM129 93V94H128ZM145 93V94H144ZM167 93H169V94H167ZM177 93V94H176ZM179 93V94H178ZM195 95H194V94ZM196 93H198V94H196ZM264 93V92H263ZM38 94V95H39ZM65 94H67V95H70V96H68L67 97V95H65ZM74 94V95H73ZM83 94V95H82ZM111 94V95H110ZM147 94V95H146ZM156 94H157V96H156ZM158 94H159V96H160V98H161V100H160V98H159V96H158ZM163 94V95H162ZM181 94V95H180ZM190 96H189V95ZM193 94V95H192ZM37 95V96H38ZM49 95V96H48ZM59 95H60V97L62 98H60L59 97ZM63 95H65V96H63ZM79 95L81 96V100H80V98H79ZM90 95H92V96H90ZM150 95H152V96H150ZM166 95V96H165ZM168 95V96H167ZM169 95H171V99H169V102H168V98H169ZM186 95V96H185ZM208 95H210L209 96V98H208ZM51 96V97H50ZM53 96V97H52ZM84 96V98H85V100H86V102H84L85 100H84V98H82ZM112 96V97H111ZM150 96V97H149ZM154 96V97H153ZM155 96H156V99H154L155 98ZM162 96V97H161ZM164 96H165V98H164ZM174 96V97H173ZM183 96V97H182ZM192 96V97H191ZM194 96L196 97V98H198V99H195L194 98ZM65 97H67V99L65 98ZM89 99H88V98ZM92 97V98H91ZM96 97V98H95ZM103 97V98H102ZM105 97H106V99H105ZM111 97V98H110ZM120 97H122V98H124V97H126L125 99H120ZM153 98V99H150V98ZM179 97V98H178ZM180 97H182V98H180ZM187 97V98H186ZM190 97V98H189ZM205 97V98H204ZM52 98L54 99L53 100V103L51 102V100H52ZM60 98V99H59ZM65 98V99H64ZM102 98V99H101ZM159 98V99H158ZM174 98H176L175 100H173ZM178 98V99H177ZM186 100H185V99ZM201 98H203V99H201ZM49 99V100H48ZM55 99H58V102H56L57 100H55ZM63 99H64V101H63ZM79 99V100H78ZM104 99V100H103ZM108 99V100H107ZM121 101H120V100ZM163 99V100H162ZM165 99V100H164ZM179 99H180V101H179ZM48 100V101H47ZM63 101L62 103L63 104H61L60 102L61 101ZM66 100V101H65ZM101 100V101H100ZM107 100V101H106ZM124 100V101H123ZM130 100V101H131ZM145 100H147V102L145 101ZM151 100V101H150ZM171 100H173L172 102H171ZM201 100H203V101H201ZM207 100V101H206ZM79 101V102H78ZM81 101V102H80ZM89 101L90 102H92V103H89ZM97 103H99V104H97ZM107 102V104H105L106 102ZM133 101V102H134ZM144 101V102H143ZM149 101V102H148ZM191 101V102H190ZM199 101V102H198ZM201 101V102H200ZM205 101H206V103H205ZM41 102V101H40ZM64 102H65V104H64ZM70 103H68L66 106H68V107H71L70 105H72V103H71V101H69ZM163 102V103H162ZM168 102V103H167ZM52 103V104H51ZM56 103H60L61 105H56ZM82 103V104H81ZM87 103V104H86ZM135 104H136V102H134ZM139 103H138V105H139ZM155 103H158V106H157V104H154ZM162 103V104H161ZM176 103V104H175ZM193 103V104H192ZM133 104V103H132ZM134 104V105H135ZM160 104V105H159ZM189 104V105H188ZM83 105V106H84ZM102 105V106H103ZM111 105H112V103H111ZM139 105V106H140ZM165 105V104H164ZM178 106V105H177ZM104 107V106H103ZM185 107V106H184ZM153 108V107H152ZM68 114H69V112H68Z\"/></svg>", "mask_w": 264, "mask_h": 264}]
</instances>
